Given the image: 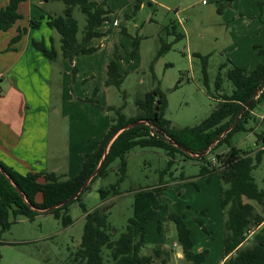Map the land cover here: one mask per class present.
Listing matches in <instances>:
<instances>
[{
  "label": "rangeland",
  "instance_id": "374dc122",
  "mask_svg": "<svg viewBox=\"0 0 264 264\" xmlns=\"http://www.w3.org/2000/svg\"><path fill=\"white\" fill-rule=\"evenodd\" d=\"M29 5L52 17L63 15L65 8L58 0H21L17 7L21 19L14 24L26 23L24 15ZM107 7L111 10L109 21L97 28L105 35L86 44L97 50L79 56L77 68L82 72L79 85L96 90L95 99L107 112L109 122L113 112L106 111L107 108L121 109L127 119L135 117V101L158 86L166 100L164 117L173 126L193 127L208 117L218 100L214 89L218 73L223 92L230 93L232 85L226 75L232 67L250 70L264 63V54L258 53L264 49V0H107ZM72 16L77 21L80 41L85 16L78 7L73 8ZM135 38L138 50L136 58L131 60L129 54ZM164 44L169 48L157 55ZM52 46L59 52V39ZM115 52L119 71L126 73L119 87L111 84L106 73ZM200 58L206 60L207 84L203 81ZM263 104L254 108L257 116L252 115L253 119L247 122V131L231 135L230 146L241 152H256L262 147L263 142L256 135L264 134V124L258 121ZM227 150L228 145L221 144L206 161L211 162ZM167 160L159 148L134 147L125 154L126 174L119 183V195L107 201L111 205L108 222L115 230V237L125 231L130 219L156 203L160 208L148 226L142 255H153V250H158L155 264H190L178 255L181 252L175 225L167 218L175 213L185 217L194 249L210 251L205 264H221L226 215L219 201L221 190L227 185L217 174L206 183L199 176L203 162L184 160L178 154L172 165L167 166ZM117 165L118 161L113 162L107 176L96 180L81 195L87 210L100 203L98 188L116 183ZM252 174L258 187L264 190V161ZM156 188L161 191L156 193ZM40 200L38 193L36 202ZM253 204L261 212V207ZM203 209L205 213L201 214ZM68 215L72 220L68 227H63L50 213L37 214L32 220L23 216L11 219L9 229L0 232V264H67L83 233L84 214L79 201L69 205ZM194 218L202 220L210 236L203 233ZM106 253L103 252L104 257Z\"/></svg>",
  "mask_w": 264,
  "mask_h": 264
},
{
  "label": "trees",
  "instance_id": "16d2710c",
  "mask_svg": "<svg viewBox=\"0 0 264 264\" xmlns=\"http://www.w3.org/2000/svg\"><path fill=\"white\" fill-rule=\"evenodd\" d=\"M20 1L9 0L7 5L0 9V31L8 30L17 20L21 19L17 12ZM58 1H61L65 6L63 15L56 17L41 16L40 20L31 21L30 26L38 28L41 20L45 19V25L49 29L55 30L60 37L62 58L72 64L75 57L89 55L97 50V48L87 47L86 44L94 38L105 35L97 31V28L109 21L111 10L107 7V0H102L99 3L91 0ZM74 7H78L85 16V25L80 41L77 39V21L72 16ZM24 32L25 29L19 30L18 35L11 42L18 41ZM121 33L125 34V30L121 29ZM50 42L49 47L42 40L32 41V45L49 61L53 62L57 53L52 46L51 39ZM168 48V45H162L157 55H161ZM137 50L138 39L135 38L129 54L131 60L136 58ZM258 52L264 54V49H259ZM200 59L203 81L207 84L206 60ZM117 60L118 55L115 52L113 59L107 65L106 73L111 84L119 87L126 73L119 71ZM75 72L76 69L72 68L73 77ZM226 77L232 85L231 92H223L221 74L218 73L214 83L217 94L216 100H218L208 117L193 127L173 126L164 117L166 100L158 86L135 101L137 108L135 117L127 119L121 109L107 108L106 111L113 112L110 117L109 129L98 142L97 148L84 155V160L77 174L73 177H61L53 172L21 174L0 162L3 172L16 185L14 188L0 172V232L9 229L11 219L23 216L32 220L37 214H40L31 209L30 206L44 210L70 198L93 173L106 144L114 133L132 122L148 120L152 127L148 125L135 126L120 133L111 143L102 167L85 191L89 190L96 180L106 177L110 165L115 161H118L117 181L108 188L97 189L100 203L94 209L87 210L81 202V195L84 191L70 203L49 212L55 219L60 220L63 227L72 224L68 215V207L73 202L79 201V206L84 214L80 243L67 264H155L154 256L158 257L159 251L153 250V255H142L141 249L145 244L148 226L155 220L160 205L154 203L149 209L130 219L125 231L117 237H115V230L110 227L108 222L111 205L107 201L109 198L119 195L118 186L126 174L125 154L134 147L162 149L168 158L167 166L173 164L177 154L182 156L184 160L203 162L200 166L199 176L204 178L206 183H210L213 175H219V178L227 185L226 189L221 190L219 201L220 208L225 211L226 215L223 222L221 264H264V225H262L264 221V190L258 187L252 174L253 170L257 169L264 161V134L256 135V138L263 142L262 147L256 152H241L234 146H230L231 135L237 131H247L245 125L253 119L251 112L258 104L264 102V85L253 96L255 89L264 78V63L257 64L251 70L232 67L227 72ZM96 93V90H93L91 97L80 100L99 109H104L95 99ZM250 100V106L243 112L235 128L199 159L189 157L165 140V138L172 139L189 152L198 154L234 123L240 110ZM153 130H159L164 137L157 135ZM223 143L228 145L227 152L216 156L214 164L212 161L207 162L206 157L211 151ZM155 191L158 193L161 190L156 188ZM38 193L41 197L40 202H36ZM24 199L28 204L24 202ZM253 202L261 207V212L256 211ZM200 213L204 214L205 210H201ZM167 218L175 225L176 239L183 258L190 264H205L210 251L208 249L195 251L192 232L184 221L185 217L170 213ZM194 221L203 233L210 236L211 232L202 220L194 218ZM104 251L107 252L106 257L103 255Z\"/></svg>",
  "mask_w": 264,
  "mask_h": 264
},
{
  "label": "crops",
  "instance_id": "0c3cea01",
  "mask_svg": "<svg viewBox=\"0 0 264 264\" xmlns=\"http://www.w3.org/2000/svg\"><path fill=\"white\" fill-rule=\"evenodd\" d=\"M8 1L0 3V9ZM41 16L50 15L29 5L26 23L0 31V162L21 174L53 172L69 178L108 131L109 116L80 100L93 92L79 85L77 60L84 55L70 64L54 48L57 57L51 62L33 47L32 41L41 40L49 47L50 39H59L60 46V37L45 19L38 28L30 26ZM21 29L24 34L12 43Z\"/></svg>",
  "mask_w": 264,
  "mask_h": 264
},
{
  "label": "water",
  "instance_id": "95a60500",
  "mask_svg": "<svg viewBox=\"0 0 264 264\" xmlns=\"http://www.w3.org/2000/svg\"><path fill=\"white\" fill-rule=\"evenodd\" d=\"M263 85H264V78L262 79L260 85L255 89V92H254L253 96H255L259 92V90L262 88ZM250 104H251V100L245 106H243V108L240 110V112L238 113L237 118L235 119L234 123L231 126H229L225 131H223L222 134L218 138L212 140L210 142V144L202 152H200L198 154H194V153L189 152L187 149L181 147L179 144H177L172 139L165 138V140L167 141L168 144H170L172 146H175L176 148H178L179 150H181L182 152L187 154L189 157L195 158V159H199L200 157L206 155L211 150V148L214 145H216V143H218L220 140H222L226 136V134L228 132H230L232 129L235 128L239 118L241 117L243 112L248 109ZM138 125H148V126L152 127V124H151L150 121H148V120H139V121H135V122H132L130 124H127L124 127L118 129L114 133V135L109 139L108 143L106 144V146H105V148L103 150L102 156H101V158L99 160V163H98L97 167L95 168V170L93 171V173L86 179V181L77 190V192H75L70 198H68L67 200H65V201H63L61 203H58V204H56V205H54V206H52L50 208L44 209V210H39V209H36V208H34L32 206H30V208L33 209L34 211L40 213V214H46V213H49V212H51V211H53V210H55V209H57L59 207L65 206L66 204L70 203L72 200L76 199L79 195H81L85 191V189L90 185L92 180L97 176V174H98L100 168L102 167V165H103V163L105 161V158H106V156L108 154L109 147H110L111 143L113 142V140L116 138V136H118L123 131L131 129V128H133L135 126H138ZM153 132H155L159 136H163L164 137V135L159 130H153ZM0 172L6 177V179L10 182V184L14 188H16V185L13 183V181L3 172L1 166H0ZM24 202L27 203V201L25 199H24Z\"/></svg>",
  "mask_w": 264,
  "mask_h": 264
},
{
  "label": "built area",
  "instance_id": "2783aa9c",
  "mask_svg": "<svg viewBox=\"0 0 264 264\" xmlns=\"http://www.w3.org/2000/svg\"><path fill=\"white\" fill-rule=\"evenodd\" d=\"M258 121L260 123L264 124V106L262 108V113L258 116ZM211 161H212L213 164L215 163L214 159H212Z\"/></svg>",
  "mask_w": 264,
  "mask_h": 264
}]
</instances>
